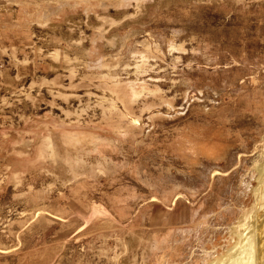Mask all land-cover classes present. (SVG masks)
<instances>
[{
  "label": "rangeland",
  "instance_id": "rangeland-1",
  "mask_svg": "<svg viewBox=\"0 0 264 264\" xmlns=\"http://www.w3.org/2000/svg\"><path fill=\"white\" fill-rule=\"evenodd\" d=\"M263 135L264 0H0V264H222Z\"/></svg>",
  "mask_w": 264,
  "mask_h": 264
},
{
  "label": "bare ground",
  "instance_id": "bare-ground-1",
  "mask_svg": "<svg viewBox=\"0 0 264 264\" xmlns=\"http://www.w3.org/2000/svg\"><path fill=\"white\" fill-rule=\"evenodd\" d=\"M254 152L256 164L250 175L258 183L253 189L255 205L240 217L236 226L238 247L222 264H264V135Z\"/></svg>",
  "mask_w": 264,
  "mask_h": 264
}]
</instances>
